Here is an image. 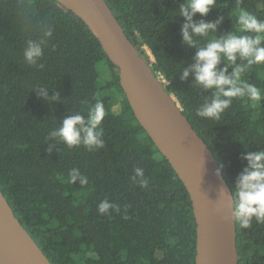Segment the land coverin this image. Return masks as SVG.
<instances>
[{
    "label": "trees",
    "instance_id": "1",
    "mask_svg": "<svg viewBox=\"0 0 264 264\" xmlns=\"http://www.w3.org/2000/svg\"><path fill=\"white\" fill-rule=\"evenodd\" d=\"M105 2L140 54L148 59L144 47L150 50L154 74L176 97L233 193L244 155L264 149V61H236L246 65L240 80L260 91L258 102L233 97L220 120L198 117L214 90L197 85L192 74L181 79L208 42L182 43L185 0ZM241 8L264 21V0H216L193 21L219 20L210 33L219 38L237 31ZM44 25L53 29L50 37L43 36ZM28 40L42 48L34 63L24 58ZM226 63L221 56L217 68ZM96 100L105 106L102 145L69 147L52 135L70 115L87 119ZM0 190L52 264H195L196 223L184 184L134 116L118 68L98 39L56 0H0ZM236 248L238 264H264V224H236Z\"/></svg>",
    "mask_w": 264,
    "mask_h": 264
},
{
    "label": "water",
    "instance_id": "2",
    "mask_svg": "<svg viewBox=\"0 0 264 264\" xmlns=\"http://www.w3.org/2000/svg\"><path fill=\"white\" fill-rule=\"evenodd\" d=\"M78 16L118 68L134 116L184 184L196 223L195 264H238L232 193L203 139L105 0H56ZM0 264H52L0 190Z\"/></svg>",
    "mask_w": 264,
    "mask_h": 264
},
{
    "label": "clouds",
    "instance_id": "3",
    "mask_svg": "<svg viewBox=\"0 0 264 264\" xmlns=\"http://www.w3.org/2000/svg\"><path fill=\"white\" fill-rule=\"evenodd\" d=\"M215 3L216 0H185L179 7V14L185 18L181 27L182 43L194 46L195 37L208 38V42L197 49L193 57L194 63L183 68L181 79H186L192 74L197 85L204 90H214L211 100H205L196 110L198 117L212 121L220 120L221 114L230 105L233 97L247 95L253 103L260 100V91L240 80L246 65L237 64V57L247 61V65L264 61V46L261 45L264 40V21L257 20L247 10L241 8L235 13L237 31L219 38H210V33L215 32L219 20L193 21L194 14L206 15ZM52 31L51 27L44 25L43 36L50 37ZM242 32H252L255 35L239 34ZM41 55V46L33 40H28L24 50L25 60L34 63ZM221 56L227 63L218 69ZM229 65L233 66L231 73H228ZM104 116V103L96 100L88 108L87 119L80 114L70 115L52 135L59 137L69 147L81 143L88 147L100 146L101 122ZM158 156L159 154H156V158ZM243 159L246 164L237 175L233 186L231 218L240 228L248 229L253 221L258 225L264 224V149L247 152ZM135 171L137 176L142 177L141 169L137 168ZM108 207V203H101L100 211L103 212Z\"/></svg>",
    "mask_w": 264,
    "mask_h": 264
},
{
    "label": "rangeland",
    "instance_id": "4",
    "mask_svg": "<svg viewBox=\"0 0 264 264\" xmlns=\"http://www.w3.org/2000/svg\"><path fill=\"white\" fill-rule=\"evenodd\" d=\"M144 49L146 50V53L148 55V60L152 63L154 61L153 55L151 54L150 50H148L147 47H144Z\"/></svg>",
    "mask_w": 264,
    "mask_h": 264
}]
</instances>
